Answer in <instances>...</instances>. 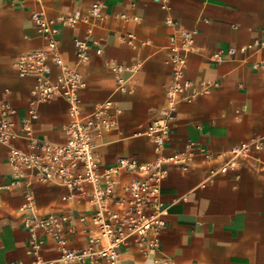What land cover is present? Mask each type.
<instances>
[{
  "label": "crops",
  "instance_id": "0c3cea01",
  "mask_svg": "<svg viewBox=\"0 0 264 264\" xmlns=\"http://www.w3.org/2000/svg\"><path fill=\"white\" fill-rule=\"evenodd\" d=\"M97 0H0V100L17 110L15 130H21L32 100L33 77H19L15 62L22 53L43 47L42 36L32 20V13L43 8L54 18L61 13H87ZM106 18L97 22L93 39L103 48L101 55L91 47L89 62L80 67L86 86L79 90L84 114L98 103L112 99L121 108L117 127L104 131L96 140V153L102 167H112L118 157L142 161L156 158L151 139L144 134L158 118L157 111L166 103V88L172 70L166 62L169 36L175 27L165 23L168 14L176 27L195 29L194 50L188 57L186 75L196 83L211 80L217 85L194 101H181L171 122L165 155L185 151L191 143L194 158L190 168H170L162 185L167 207V228L161 235V252L147 256L131 241L123 248L118 264H154V258L174 264H264V166L245 161L238 171L217 174L222 159L208 161L200 150L211 153L227 151L232 146L254 138L264 140V48L252 50L246 61L242 55L215 62L219 49L240 47L255 40L264 41V0H170L167 13L158 0H105ZM125 16V17H124ZM87 25L61 27L59 48L68 66L77 62L74 41L84 38ZM133 35L134 42L128 37ZM148 41V44L142 45ZM137 64L130 94L117 92L108 63ZM39 117L32 124L43 139L63 143L70 121L68 104L60 98L40 104ZM12 147L27 149L24 139L0 143V264H33L28 254L29 235L23 225L21 204L25 184L6 189L11 180L8 155ZM264 159V150L260 154ZM121 185L131 179L122 172ZM88 191L90 185H86ZM33 194L40 215L65 213L75 232L71 248H84L88 226L78 220L93 206L89 196L63 201L67 188L55 184L34 183ZM45 259H58L50 239L42 250ZM99 264H105L104 261Z\"/></svg>",
  "mask_w": 264,
  "mask_h": 264
},
{
  "label": "built area",
  "instance_id": "2783aa9c",
  "mask_svg": "<svg viewBox=\"0 0 264 264\" xmlns=\"http://www.w3.org/2000/svg\"><path fill=\"white\" fill-rule=\"evenodd\" d=\"M160 7L170 11V0H158ZM105 0L94 2L87 13L74 11L49 17L41 8L32 13L44 45L39 49L26 51L19 55L15 68L19 77L31 76L32 100L28 114L23 119L21 130H15V107L6 100H0V143L9 144L15 139H24L27 149L12 147L8 155L11 166V180L4 188L11 189L25 184L24 200L21 204L23 225L29 235L28 254L34 258L33 264H118L121 253L131 241L138 244L147 256L156 257L161 252V235L167 228V207L163 201L162 185L170 168L183 171L190 168L194 158L193 144L185 151H176L165 155V144L169 139L171 122L176 117L181 101L192 102L198 96L207 94L217 83L203 80L196 83L186 75L189 55L194 50L198 31L176 27L170 14L165 23L175 27L169 36L166 62L172 70V79L166 88V103L157 111L158 118L144 132L148 136L156 153L152 161H142L135 157H118L112 167H102L96 153V140L104 131L117 127L118 116L122 110L112 99L98 103L89 114L81 107L79 90L86 86L80 67L89 62L88 50L93 47L99 55L103 53L101 43L93 39L97 22L106 18ZM125 17V16H124ZM87 25L84 38L74 41L77 62L68 66L59 48L61 27ZM129 35L128 42H134ZM148 44V41L142 45ZM264 48V41L255 40L240 47L231 46L216 51L211 59L222 62L237 55H247L252 50ZM115 79L116 90L122 94L132 93L133 79L139 70L137 64L108 63ZM254 68H264V62H254ZM63 99L69 107L70 121L65 127L66 139L55 143L38 137L32 124L38 119V106L54 100ZM264 150V140L254 138L232 146L227 151L211 153L200 150L206 160L222 159L218 168L210 170L211 178L217 174L238 171L245 161L254 166H264L260 154ZM122 172L131 175V179L121 185ZM34 183H55L67 188L63 201H80L89 196L93 206L88 215L82 212L78 220L88 225L84 232L88 236L87 245L76 249L70 247V236L75 226L65 213L40 215L36 206L32 187ZM91 186V190L86 189ZM52 240L59 253L58 259H45L42 250L48 240ZM154 264H174L169 260L154 258ZM6 264H17L8 262Z\"/></svg>",
  "mask_w": 264,
  "mask_h": 264
}]
</instances>
